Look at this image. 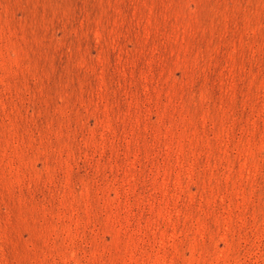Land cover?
<instances>
[{
    "label": "rangeland",
    "instance_id": "374dc122",
    "mask_svg": "<svg viewBox=\"0 0 264 264\" xmlns=\"http://www.w3.org/2000/svg\"><path fill=\"white\" fill-rule=\"evenodd\" d=\"M0 264H264V0H0Z\"/></svg>",
    "mask_w": 264,
    "mask_h": 264
}]
</instances>
